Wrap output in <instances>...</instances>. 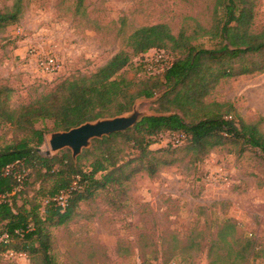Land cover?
<instances>
[{"label":"trees","instance_id":"16d2710c","mask_svg":"<svg viewBox=\"0 0 264 264\" xmlns=\"http://www.w3.org/2000/svg\"><path fill=\"white\" fill-rule=\"evenodd\" d=\"M77 9H82V2ZM23 14L22 0L11 8L0 5V32L19 24ZM255 18V0H217L210 28L198 25L191 34L187 28L174 34L166 23L140 27L128 37L126 49L104 66L89 75L61 77L49 91L27 102L14 105L13 86L0 83V131L13 132L12 140L0 147V239L8 236L0 240V252L39 256L44 264H55L50 228L69 223L80 204L94 200L100 192L125 194L137 176L155 178L163 168L181 161L182 153L203 174L211 152L226 145H232L238 155L255 152L264 163L261 122H246L231 101H206L222 80L264 73V30H255ZM206 37L215 43L213 48L194 43ZM152 49L172 60L147 79L124 76L133 58ZM160 93L158 112L162 114L95 139L77 162L69 150L54 157L42 152L50 132L123 115L139 98ZM48 121L53 130L39 126ZM162 135L173 136L178 144L153 149ZM33 186L37 188L31 195L28 189ZM63 194L67 196L64 206L58 201ZM239 228L232 219L217 225L214 244L206 250L208 264H250V257L256 255L254 235L244 236ZM217 244L226 255H217L213 261ZM193 249L191 242L183 249L182 260L192 258ZM261 253L258 257H263Z\"/></svg>","mask_w":264,"mask_h":264},{"label":"rangeland","instance_id":"374dc122","mask_svg":"<svg viewBox=\"0 0 264 264\" xmlns=\"http://www.w3.org/2000/svg\"><path fill=\"white\" fill-rule=\"evenodd\" d=\"M15 1L0 0V5L11 8ZM216 1L22 0L25 24L14 29L13 34L17 36V30L21 29V35L30 43L26 57L15 61L21 70L18 72L32 76L39 74L45 78L29 53L33 46L46 48L48 42L47 48L62 56V70L80 54L97 56L81 61L84 70L79 69L78 74L89 75L93 72L85 68L92 65L89 60L92 63L101 61L104 55L126 49L128 37L140 27L166 23L174 34L182 28L189 29L191 34L198 25L210 28ZM80 2L82 9L79 10ZM255 2L254 27L260 32L264 30V0ZM194 43L207 49L215 44L207 37ZM171 60L165 52L152 49L133 58L124 76L143 80L148 74L161 71ZM7 73L6 68L0 72V83L13 86L14 105L27 102L51 88L42 77L15 76L10 83L6 80ZM160 98L161 93L150 99L142 98L139 109L162 114L158 112ZM206 101L233 102L241 118L246 122L260 121V129L264 132V73L222 80ZM47 125L39 124L53 130L51 122L48 121ZM52 133L55 132L47 134L42 146L44 154ZM0 134V147L13 138L12 130L7 128ZM157 141L153 149L178 144L170 135H162ZM182 141L183 138L179 144ZM65 150L69 149L51 157ZM254 153L249 150L238 155L232 145L216 148L205 162V174L196 169L190 156L184 157L182 153L181 161L163 168L155 178L145 174L134 178L125 194L123 191L100 192L94 200L81 203L69 223L50 228L53 239L50 253L54 263L208 264L206 250L214 244L217 225L225 219L237 218L242 234L254 235L256 255L252 258V254L250 264H264V249L260 248L264 247V163ZM36 188L26 190L33 195ZM18 204H22L20 199ZM191 242L194 243V249L189 252L192 258L182 260L181 253ZM221 247V244L214 247L210 260L215 261L217 255H226ZM9 252H0V264H44L39 256L10 255ZM260 252L263 257H258Z\"/></svg>","mask_w":264,"mask_h":264},{"label":"water","instance_id":"95a60500","mask_svg":"<svg viewBox=\"0 0 264 264\" xmlns=\"http://www.w3.org/2000/svg\"><path fill=\"white\" fill-rule=\"evenodd\" d=\"M142 98H139L135 102L130 112L123 115L86 122L68 131H58L50 134L47 140L48 150L45 152V155L51 156L64 149H69L72 152L73 159L77 162L83 151L91 148L95 139H103L113 133L133 128L145 117L159 116L150 112H143L139 109Z\"/></svg>","mask_w":264,"mask_h":264},{"label":"crops","instance_id":"0c3cea01","mask_svg":"<svg viewBox=\"0 0 264 264\" xmlns=\"http://www.w3.org/2000/svg\"><path fill=\"white\" fill-rule=\"evenodd\" d=\"M25 21L24 19L21 20V22L17 25H12L9 26L7 29H5L4 31L0 32V35H2V38H0V72L5 71V68L7 69V78L6 80H8V82L11 83V78H14L16 76L17 77H24V78H35V77H39L43 80V82L47 85H52L56 80H58L61 77H66V76H70L73 75L75 73H78L79 69L80 70H84L83 68V63H81L82 60L85 59H93L97 56H89L87 54H80L79 56L73 58L71 60V62H69V64L62 70V72H60V74L55 77V76H44L45 78H43V76H40L39 74L37 75H26L25 73H20L18 71H21L20 69L18 70L17 65H16V60L18 58H24L26 57V52H27V45H29L30 41L26 40L24 38H20L17 37L13 34L14 29H17L19 27V25H24ZM36 43V42H35ZM47 44L48 42H46L45 46L46 48H42V46H39L40 48H42L43 50H51L47 48ZM118 53V52H116ZM115 53V54H116ZM115 54L108 56L104 55L101 58V61H95L94 63H92V61H88V63L92 64L90 67H85V68H90L91 70L96 71L97 68L104 66ZM103 59V60H102ZM13 73L16 74L13 76ZM55 77V78H54ZM1 78H5V77H1ZM10 79V81H9ZM211 155H209L208 157H210ZM208 159V158H207ZM206 159V160H207ZM205 166V165H204ZM235 220L238 222L239 220L237 218H235Z\"/></svg>","mask_w":264,"mask_h":264},{"label":"built area","instance_id":"2783aa9c","mask_svg":"<svg viewBox=\"0 0 264 264\" xmlns=\"http://www.w3.org/2000/svg\"><path fill=\"white\" fill-rule=\"evenodd\" d=\"M23 31L21 29L17 30V36L23 38L24 35H21ZM30 49L29 57L32 60L37 62V66L41 73L46 76H54L59 74V72L63 68V59L62 56L54 50H42L40 47H35ZM67 196L63 194L59 197V204L64 206L66 202ZM8 236L4 235L0 240H7ZM10 255H14L15 253L9 252Z\"/></svg>","mask_w":264,"mask_h":264}]
</instances>
